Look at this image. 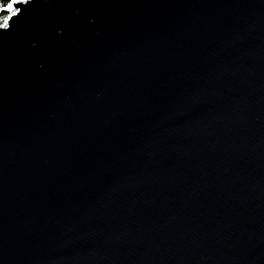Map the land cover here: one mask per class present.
<instances>
[{"label":"water","instance_id":"95a60500","mask_svg":"<svg viewBox=\"0 0 264 264\" xmlns=\"http://www.w3.org/2000/svg\"><path fill=\"white\" fill-rule=\"evenodd\" d=\"M8 4L0 264H264V0Z\"/></svg>","mask_w":264,"mask_h":264},{"label":"trees","instance_id":"16d2710c","mask_svg":"<svg viewBox=\"0 0 264 264\" xmlns=\"http://www.w3.org/2000/svg\"><path fill=\"white\" fill-rule=\"evenodd\" d=\"M11 0H0V9L4 8ZM8 17V13L0 12V25H4L6 18Z\"/></svg>","mask_w":264,"mask_h":264},{"label":"snow or ice","instance_id":"6c2138e0","mask_svg":"<svg viewBox=\"0 0 264 264\" xmlns=\"http://www.w3.org/2000/svg\"><path fill=\"white\" fill-rule=\"evenodd\" d=\"M13 8V4H8V9L11 10ZM18 11V9H17ZM13 15H15V13H13ZM7 24V21H5V25ZM0 26H3V25H0Z\"/></svg>","mask_w":264,"mask_h":264}]
</instances>
